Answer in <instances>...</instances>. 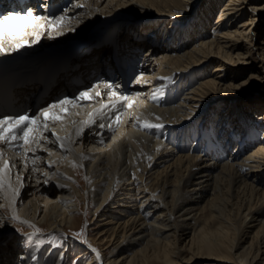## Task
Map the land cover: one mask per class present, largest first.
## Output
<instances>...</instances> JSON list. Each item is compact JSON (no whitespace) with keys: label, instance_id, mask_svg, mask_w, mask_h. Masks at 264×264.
Here are the masks:
<instances>
[{"label":"bare ground","instance_id":"6f19581e","mask_svg":"<svg viewBox=\"0 0 264 264\" xmlns=\"http://www.w3.org/2000/svg\"><path fill=\"white\" fill-rule=\"evenodd\" d=\"M43 1L41 9L31 4L35 16L71 19L35 43L33 29L26 27L18 39L30 43L16 51L6 39L9 50L1 63L34 66L40 57L58 56L68 47V55L85 53L79 59L83 70L75 74L87 82L57 90L56 95L66 94L40 107L64 97L75 101L62 106L59 120L49 118L38 144L25 145V151L0 144L7 149L0 166L7 162V179L19 189L13 199L5 188L0 199V264H65L64 253L32 244L35 238L7 216L11 210L55 236L78 230L76 196L82 190L75 179L83 169L91 206L124 218L118 235L123 242L104 253L98 246L79 251L85 264H264V130H259L264 101L246 109L252 76L240 80L229 73L244 69L238 68L244 57L258 48L254 29L264 28V0H70L56 14L48 6L53 0ZM118 47L138 61L130 84L116 67ZM260 66L264 80V63ZM9 80L0 86L1 97L10 95ZM85 91L91 99L79 97ZM110 91L127 96L131 106ZM102 105L110 106L77 135ZM145 121L159 126L145 127ZM57 136L66 138L64 148ZM49 171V179H40ZM137 194L139 205L133 203L137 209L131 214L124 204ZM15 227L24 234L22 255L10 245Z\"/></svg>","mask_w":264,"mask_h":264},{"label":"rangeland","instance_id":"374dc122","mask_svg":"<svg viewBox=\"0 0 264 264\" xmlns=\"http://www.w3.org/2000/svg\"><path fill=\"white\" fill-rule=\"evenodd\" d=\"M235 3L239 5L240 1H235ZM213 18L210 22V26H209L210 28L213 25V21H214ZM215 20H216V17H215ZM261 29H262L261 26L259 28L255 27L254 29L256 32V36H257V39L254 38L255 39L254 41H257L258 48L257 49L254 48L253 51L250 54H248V56L244 57L247 59L246 62L243 64H240L238 67L240 70L241 68H244V69H242L239 72L236 71L237 73L234 71L229 72L230 74L239 75L240 80L249 79L252 76L251 80L248 83L249 86L245 90V93H244L245 94L244 99L245 101H247L246 103L247 105H245L246 109H248V107L249 108L252 107L253 104L260 103V102H257L256 100H261V102L264 101V80L261 79L263 73L260 72V70H258V68L261 67L260 65H263L264 63V55H263L264 50L261 48L263 45L262 41L264 40V28L262 31ZM123 104H124V101H123ZM261 111H262V108L259 111H257V113ZM263 128H264V125L259 126L260 132L264 130ZM79 145L80 143L77 144L76 146H79ZM174 146L175 145H173V147ZM175 153H178V152H175ZM164 158L167 159L166 162L172 161L170 157L168 158L164 157ZM29 165L30 164H28L27 167ZM56 167L57 166H55V169ZM155 171L156 170H154V172ZM39 175H41L40 179H43V180H45L46 178L49 179L50 171L49 173L45 172L44 175H42V173H40ZM154 175L155 174H153V176ZM14 177H16L15 173L13 174V178ZM75 181L79 189L82 190V193H81L82 195L78 194L76 196L79 200V206L76 207L77 208L76 215L81 220L80 228L78 230H71L69 228L64 229L60 231V234L58 236H55L51 234V232H49L50 230H48V228H45V231H42V229H39L35 224H33L32 222L30 223L24 220L23 218L14 219L13 218L14 213H11V210L9 211L10 212L9 214L7 213L8 219L17 221L18 223L17 227L21 229V232L22 231L27 232L29 236H32L33 238H35L32 240L33 241L32 244L39 245L42 247L44 245H47V246H50V248L54 247V250L56 252L60 251V253H64L63 259L65 260V264H85L84 258L82 257L78 258L79 254L77 253L79 251L84 250L87 247L92 248L94 246H98L101 252L104 253V252L110 251L115 245L119 244L120 242L122 243L124 240V238L118 236L122 228V223L124 221V218L122 217L117 220L115 218L116 215H110L108 213V210H107L108 208L102 211H100L101 210L100 209L97 212V207L95 205H92L93 206L92 207L91 204L89 203V197L87 195V178H86V173L84 169L82 170V175L80 177V180L76 178ZM32 182H35V181L33 180L30 183ZM127 187L130 190L133 189V185L132 186L128 185ZM26 189L27 191L30 189L28 184H26V186L24 187V191H26ZM3 195H4L3 193L0 194V199H4ZM139 195L140 194H137V196L128 195V197L126 198L127 199L126 202L127 201L128 202L124 204V207L127 208V210H129L128 212L133 211L131 214H135L134 209H137L139 205L137 201V198ZM133 203H136L137 207L134 206ZM109 208L111 207L109 206ZM104 216L114 217L116 220L112 219V220L107 221L108 219L105 220L103 218ZM140 221H142V219H140ZM18 228L15 227L13 231H11L16 236L12 238L10 245H12L15 248L18 255H22V252L19 250L20 249L23 250V245H20L19 241L21 238H24L23 236L24 234L22 235L20 230H18ZM94 251L95 253L99 255L98 251L96 252L95 249L93 250V254H95ZM90 256H92V254ZM99 264H104V260H101ZM199 264H202V262Z\"/></svg>","mask_w":264,"mask_h":264},{"label":"snow or ice","instance_id":"6c2138e0","mask_svg":"<svg viewBox=\"0 0 264 264\" xmlns=\"http://www.w3.org/2000/svg\"><path fill=\"white\" fill-rule=\"evenodd\" d=\"M79 7H83V5H78ZM71 18L66 15L61 16H53L48 18L35 16L32 12L28 11L26 14H8L0 18V53H4L9 49L5 48V40L10 39L13 43L9 46L11 51H16L18 49L24 48L26 45L30 43L27 39H18L24 33V29L26 27H31L33 29L32 36L36 39L31 41V43H35L39 40V38L44 34V32L48 29L57 30L63 27L65 21L70 20ZM47 23L37 21H44ZM57 35H62L63 32L57 31ZM105 88L111 90L113 85L105 84ZM97 96L100 93H96ZM110 96L118 97L120 101L128 102L129 107L131 106V102H129V98L127 96H120L118 93L114 91L109 92ZM79 97L82 99H91L89 93L87 91L80 92ZM75 101L64 97L62 99H58L54 104L48 105L47 107H43L38 109L37 112L39 115H31L27 113L25 110L23 113L17 114H0V144L6 145L10 148H18L20 151H25L24 146L30 144L32 142L39 143V140L42 137V133L40 129L48 130L47 122L49 118L53 120H59L61 118V114L65 111L62 106H72ZM112 103H116L115 100ZM110 105H102L101 108L96 109L93 113L89 114V118L86 121L82 122V126L77 130V135H80L83 132L84 127H89L94 124L95 116L97 114H103V109L105 107H109ZM60 108V113L51 112V116H49L50 110ZM41 115L44 117L41 120ZM119 122V117H117V123ZM145 127H158L159 125H152L147 121L144 122ZM103 127V125H100ZM55 135V132L52 133ZM63 139L57 136V140L61 141L60 147L64 148V144L62 142ZM29 152H35V149L29 148L27 149ZM4 153L0 152V158H3ZM35 162L33 161V164ZM8 165L7 162L4 163L3 166H0V194L3 193V190L7 188L9 192L12 193L13 199L15 196L19 194V189L13 188L9 179H7L8 175ZM14 219H19L18 216L13 215ZM39 231V230H37Z\"/></svg>","mask_w":264,"mask_h":264}]
</instances>
